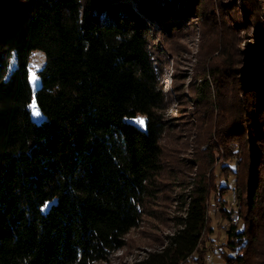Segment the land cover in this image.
Segmentation results:
<instances>
[{
	"label": "trees",
	"instance_id": "16d2710c",
	"mask_svg": "<svg viewBox=\"0 0 264 264\" xmlns=\"http://www.w3.org/2000/svg\"><path fill=\"white\" fill-rule=\"evenodd\" d=\"M159 1L0 0V264L104 262L141 223L166 124L148 17L171 26L212 3ZM243 1L254 44L241 49V66L228 58L235 31L214 18L224 71L237 80L222 182L196 183L161 247L131 264H207L213 254L264 264V23L258 2ZM34 51L45 60L32 91ZM229 191L235 205L223 199ZM216 214L225 234L218 252Z\"/></svg>",
	"mask_w": 264,
	"mask_h": 264
},
{
	"label": "rangeland",
	"instance_id": "374dc122",
	"mask_svg": "<svg viewBox=\"0 0 264 264\" xmlns=\"http://www.w3.org/2000/svg\"><path fill=\"white\" fill-rule=\"evenodd\" d=\"M152 4L162 3L152 0ZM203 6L171 26L158 22L154 15L148 17L151 49L160 68L166 105L165 131L160 142L161 171L139 226L125 236L123 248L113 252L107 261L96 264H131L146 252L159 249L165 236L174 230V217L182 213L183 196L201 180L212 188L222 182L221 165L229 162L223 146L228 132L225 128L232 121L229 109L237 98V80L224 71L228 59L220 53L214 18L219 22L223 16L235 31L228 50V58L235 66H241V49L254 44L251 23L254 18L248 16L249 9L243 0H212ZM44 60L41 51L30 55L32 91L39 87L37 72ZM31 74L36 76L35 80L30 79ZM31 116L35 117L32 110ZM227 177L232 182V177ZM223 194V199L235 205L230 191ZM216 212L217 207L208 206L210 217H215ZM216 215L210 222L217 227L213 249L218 252L225 234L220 228L224 221ZM214 256L207 259V264H226L218 255Z\"/></svg>",
	"mask_w": 264,
	"mask_h": 264
},
{
	"label": "snow or ice",
	"instance_id": "6c2138e0",
	"mask_svg": "<svg viewBox=\"0 0 264 264\" xmlns=\"http://www.w3.org/2000/svg\"><path fill=\"white\" fill-rule=\"evenodd\" d=\"M30 79L31 80H35L36 76L34 74H31L30 75ZM28 107L32 110V115L33 116H39L40 115V112H39V110L36 107V99H35V97H33L32 103L29 104ZM137 123H139L141 126H143L144 120L142 118H140V119L137 120Z\"/></svg>",
	"mask_w": 264,
	"mask_h": 264
},
{
	"label": "bare ground",
	"instance_id": "6f19581e",
	"mask_svg": "<svg viewBox=\"0 0 264 264\" xmlns=\"http://www.w3.org/2000/svg\"><path fill=\"white\" fill-rule=\"evenodd\" d=\"M256 1L258 2L259 9H260V12H259L260 20L262 23H264V4L262 0H256Z\"/></svg>",
	"mask_w": 264,
	"mask_h": 264
},
{
	"label": "built area",
	"instance_id": "2783aa9c",
	"mask_svg": "<svg viewBox=\"0 0 264 264\" xmlns=\"http://www.w3.org/2000/svg\"><path fill=\"white\" fill-rule=\"evenodd\" d=\"M263 4H264V0H262ZM39 120V119H38ZM238 216L236 214H233L232 216V221L237 220Z\"/></svg>",
	"mask_w": 264,
	"mask_h": 264
},
{
	"label": "crops",
	"instance_id": "0c3cea01",
	"mask_svg": "<svg viewBox=\"0 0 264 264\" xmlns=\"http://www.w3.org/2000/svg\"><path fill=\"white\" fill-rule=\"evenodd\" d=\"M214 241H217V239L214 238ZM214 255H216V254L210 255V256H209V259H210V260L213 259V258L215 257ZM189 263H191V262H188L187 264H189ZM208 264H209V263H208Z\"/></svg>",
	"mask_w": 264,
	"mask_h": 264
}]
</instances>
